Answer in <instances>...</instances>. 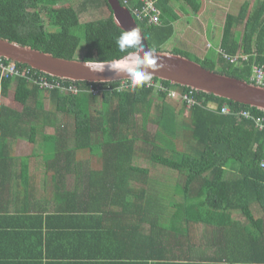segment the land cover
Returning <instances> with one entry per match:
<instances>
[{
	"label": "trees",
	"instance_id": "1",
	"mask_svg": "<svg viewBox=\"0 0 264 264\" xmlns=\"http://www.w3.org/2000/svg\"><path fill=\"white\" fill-rule=\"evenodd\" d=\"M119 1L131 11L145 6L144 0ZM64 2L69 1L0 0V39L67 61H76L83 40L85 53L82 62L109 61L124 55L116 44L122 30L114 20L108 0H81L76 6L59 7ZM169 2L170 0H162L157 4L158 9L163 11L160 27L150 26L148 20L141 21L136 18L149 47L156 48L157 53L162 52L161 48L174 36L169 18L173 10L171 7L165 10L161 6L162 3ZM102 9L108 10L107 17L88 23L82 22L84 14ZM44 18L48 23H45ZM177 18L176 15L173 16V20ZM236 24H244L242 34H238L237 38ZM223 36L225 51H221L225 55L234 58L243 54L248 55V59L233 63L223 54L214 61L198 57L193 59L191 54L180 50H173L171 53L190 58L206 70L255 83L252 80L254 67L264 66V0L257 1L246 22L240 17L229 15ZM16 66L20 70L30 69L51 81L75 83L83 91L79 94H68L59 89L46 90L21 77L0 83V96H8L11 87L15 86L14 97L23 106L20 111L0 102V152L4 150L5 142L9 138L28 137L29 143H36L37 135L45 132L48 127H54L57 132L64 129L63 136L57 140L56 136L45 134L44 142L55 140L57 146L65 149L62 155L57 154L46 160L51 167L55 168L60 163H82L79 155L90 152L92 155L99 154L97 162L119 165L125 169L127 165L136 164L139 155L144 153L139 148V143H143L149 147L144 156L151 164L168 167L186 179L184 185L175 182L174 186L165 188V195L182 198V201H178L179 204L176 205L175 219L167 220L164 225L169 227L161 224L154 226V229H159V233L162 231L168 235V239H164L166 243L161 242L164 246L159 244V247L163 246L162 250L128 255L121 253L119 257H115L117 261H97L99 263L96 264H264V235L255 233L254 230L262 228L264 224L253 215L255 207H260L264 212V167L261 166L264 163V131H259L253 120L244 119L237 114L244 109L260 117L264 116V112L213 93H205L155 77L153 79L161 82L163 88L148 87L146 83L135 90L128 87L95 95L89 91L91 85L116 87L121 80L106 84L64 80L34 71L26 65ZM173 90L180 93L192 91L197 103L188 108L181 101L180 111L176 108L177 112L176 109L172 112L168 104L174 101L179 105L180 102L171 97L170 92ZM155 94L159 95V101L155 100ZM46 96H49L53 104L49 111L45 106ZM156 103L161 107L159 118L156 119L159 129L150 138L145 129L146 121L150 120L151 109ZM211 104H216L217 108H212ZM226 104L232 108L233 113H222ZM185 112L187 117L183 116ZM141 117H144V124H141ZM70 129L72 134L66 135ZM4 160L5 157L0 154V163ZM84 162L93 161L87 159ZM137 173L140 172L133 169L122 171L125 177ZM128 184L126 187L116 185L115 188L105 186L94 191L88 188L83 195L92 198L138 195L139 189ZM57 193L58 191L51 197L54 201L58 200ZM160 194L164 195L161 192ZM78 198L79 193L76 191L73 200L70 199L73 203L57 201L56 206L65 210L58 208L55 213L47 214V219L44 218V212L27 216L34 223L40 222L42 227L48 226V220L52 216L66 217L67 221L75 220L77 225L69 222L62 228H70L75 232L81 229L85 239L94 234L93 240L97 245L113 243L110 235L117 237L128 233L129 227L107 232L101 220L94 223L92 216L86 215L92 214L91 206L78 203ZM235 212L240 213L246 221L233 219ZM86 218L88 220L81 223ZM186 222L211 228L212 238L207 241H211L212 247L217 250L211 253L168 250L167 244L171 242L180 245L181 240L172 239V235L177 232L179 225L181 229ZM36 241L49 252L45 255L42 249L34 257L51 260V264H56L57 261L50 259V252L55 249L48 243L44 245L43 236L37 237ZM252 243L260 245L261 250H256ZM227 245L238 249L229 250ZM200 254L202 259L198 260Z\"/></svg>",
	"mask_w": 264,
	"mask_h": 264
},
{
	"label": "crops",
	"instance_id": "2",
	"mask_svg": "<svg viewBox=\"0 0 264 264\" xmlns=\"http://www.w3.org/2000/svg\"><path fill=\"white\" fill-rule=\"evenodd\" d=\"M154 1L157 5L162 0ZM248 4L250 3L242 5V12L251 7ZM161 6L165 10L171 7L174 12H170L169 18L172 21L173 38L178 41L177 44L188 45L190 49L187 53L195 57L214 61L220 59V51L224 50L223 35L228 16L234 15L246 22L251 12V10L248 12L246 18L242 14H224L229 9L228 5L219 0H170L169 3H162ZM216 9L222 10V14H217ZM159 10L163 12L161 8ZM174 15L178 17L176 20H173ZM243 30L244 24H236V38ZM63 130L57 132L56 128L48 127L45 132L36 136V143H29L28 137L9 138L5 142L4 150L0 152L5 157L4 162L0 163V264H51V260L34 257L40 254L42 249L45 255L49 252L45 246L41 248L40 243L36 241L40 236L44 237V245L48 243L52 249H55L50 252V259L57 261L56 264H96L99 263L97 261H117L115 257H119L121 253L128 255L162 250L164 244L161 242L166 243L168 235L162 231L159 233V229H154V226L161 224L163 227H169L164 225L167 220L175 219L176 205L179 204L178 201H182V198L165 195L164 193L167 194L165 188L174 186L175 182L184 185L185 177L179 176L168 167L151 164L144 153L139 155L138 159H143L147 161L146 163L127 165L125 169L119 165L97 162L98 153L93 160L95 163L78 162L71 165L60 163L55 168L51 167L46 163L51 156L43 152L48 150L49 153L50 150L63 154L65 148L57 146L55 140L44 142V135L56 136L59 140L63 136L61 135ZM67 134H72V129ZM35 152L36 155L33 154ZM127 169L140 173L125 177L122 171ZM145 172L148 174H144ZM153 173L156 175L152 176ZM128 183L139 189L138 195H119V197L107 195L98 198L83 195L87 193L88 188L94 191L105 186L126 187ZM57 191V201L66 203H73V194L77 191L78 203L91 206L92 214L86 215L92 216L94 223L101 220L107 232L129 227L128 233L117 237L110 235L113 243L97 245L93 240L94 234H90L85 239L81 229L75 232L70 228H62L69 222L71 225H77L78 222L75 220L67 221L66 217L52 218V216L48 220V226L42 227L40 222L34 223L27 215L44 212V218L47 219V214L58 211L57 201L51 198ZM45 206L49 207L45 208ZM59 209L65 210L62 207ZM253 215L264 224V212L260 207L254 208ZM233 219L246 221L238 212H235ZM87 220L88 218L82 219L81 223ZM28 225L30 226L27 227ZM254 230L255 233L264 235V225ZM211 238V228L186 222L181 229L179 225L177 232L172 235V239L181 240L180 245L171 242L167 244V249L174 252L197 250L196 253L204 251L211 253L217 250L212 247L211 241H207ZM159 244L163 246L159 247ZM252 244L256 250H261L260 245ZM227 246L229 250L232 249L231 246ZM200 259L202 254L198 260Z\"/></svg>",
	"mask_w": 264,
	"mask_h": 264
},
{
	"label": "water",
	"instance_id": "3",
	"mask_svg": "<svg viewBox=\"0 0 264 264\" xmlns=\"http://www.w3.org/2000/svg\"><path fill=\"white\" fill-rule=\"evenodd\" d=\"M108 3L112 8L118 28L121 30L138 28L144 38L143 43L146 50L150 48L133 12L122 6L119 0H108ZM158 54H163L162 59L165 67L156 71L152 77L205 93H213L219 97L256 107L264 112L263 85L206 70L201 64L190 58L172 53L160 52ZM0 59L26 65L34 71L64 80L93 83H99L100 79L109 80V82L125 80V77L116 76L108 70L101 74H94L84 67V62L57 59L3 39H0Z\"/></svg>",
	"mask_w": 264,
	"mask_h": 264
},
{
	"label": "built area",
	"instance_id": "4",
	"mask_svg": "<svg viewBox=\"0 0 264 264\" xmlns=\"http://www.w3.org/2000/svg\"><path fill=\"white\" fill-rule=\"evenodd\" d=\"M128 3V1H126ZM145 6L141 8H136L132 12L134 16L141 20L145 21L148 20L150 26H161V12L158 9L154 0H144ZM210 47V46H208ZM220 54H223L224 57L228 58L231 62L235 63L238 60H247L248 55L240 54L234 58H230L229 56L225 55L224 52L220 51ZM25 78L29 81L30 84L39 85V87L52 90V89H59L64 93L68 94H79L83 91L79 85L75 83L67 84L65 81L55 80L51 81L47 77H43L41 75H37L33 73L30 69L27 70H20L15 63H7L3 59H0V83L2 84L5 80L13 79V78ZM252 80L260 85L264 86V66L256 65L254 67V72L252 76ZM147 86H154L158 88H163L162 83L152 79L147 82ZM130 87L128 80H121V83L113 87L111 85H91L89 91L95 95H102L105 92H113L115 90H124ZM171 97L177 98L178 100L184 102L188 108H191L197 103V100L192 95V91L186 93H180L175 90L170 92ZM212 108H217L216 104H211ZM223 114H231L232 108L229 105H224L222 108ZM240 117L248 120H253L255 122L256 128L259 131H264V116H254L250 111H240L237 113Z\"/></svg>",
	"mask_w": 264,
	"mask_h": 264
},
{
	"label": "clouds",
	"instance_id": "5",
	"mask_svg": "<svg viewBox=\"0 0 264 264\" xmlns=\"http://www.w3.org/2000/svg\"><path fill=\"white\" fill-rule=\"evenodd\" d=\"M143 40L138 28L122 30L116 44L124 55L109 61H85L84 67L94 74L111 71L116 76L125 77L132 89L142 88L156 71L165 67L163 54H158L154 47L146 50ZM98 82L106 84L109 80L100 79ZM261 166L264 167V163Z\"/></svg>",
	"mask_w": 264,
	"mask_h": 264
},
{
	"label": "rangeland",
	"instance_id": "6",
	"mask_svg": "<svg viewBox=\"0 0 264 264\" xmlns=\"http://www.w3.org/2000/svg\"><path fill=\"white\" fill-rule=\"evenodd\" d=\"M68 1L69 2L60 3L59 7H61V6H71V5H75L76 6L78 4V2L81 1V0H68ZM219 1H221L226 6L228 5L229 9H228V11L224 12V14H228V13H232V14H235V15H241L242 14V16L244 18H246L248 16V12L254 8V6L256 5L258 0H219ZM259 1H261V0H259ZM247 2L250 3L248 5H251V7L249 9H245L244 10L245 12H242L241 7H242V5L244 3H247ZM216 11H217V14H220V15L222 14V10L216 9ZM108 15H109V12H108L107 9H102L101 11H91V12H88L87 14H84L82 22H85V23L87 22L88 23V22L96 21V20H98L100 18L107 17ZM44 21H45V23H48V20L45 19V18H44ZM177 42L178 41L175 38H173L171 41L166 43L161 48L162 52L163 53H171L175 49L180 50V51H182L184 53L189 51L190 48H189L188 45H186V44H177ZM84 53H85V42L83 40L82 44H81V47L79 49V53H78V55L76 57V61L82 62ZM190 57L193 58V59H196V57L194 55H191ZM14 92H15V86H12L8 96H3V95L0 96V102H3L5 104H7V105H10L11 107H14L16 109H20V111H21L23 106H22L21 103L16 101V99L14 97ZM158 96H159L158 94H155V100L156 101H159L158 98H157ZM175 100L180 101L177 98H175ZM44 101H45V106H46L47 111H49V109L53 108V104L51 103L49 96H46ZM168 106H169V109H171L172 112L176 108L177 109L179 108V111H180V109L182 108L181 107L182 106V102L180 101L179 105H178V104H176V102L172 101V102H170L168 104ZM177 109H176V112H177ZM160 113H161V107L160 106L158 107L157 103H156L151 109L150 116H149L150 120L146 121L147 126L145 127V129H146L147 134L149 135L150 138L154 137V135H156V133L158 132L159 124L157 123L156 119L159 118ZM187 115L188 114L186 112L183 114V116H185V117H187ZM141 124H144V117H141ZM61 130H63V129H61ZM61 133L64 134V130ZM63 134H61V135H63ZM39 145H41V144H39ZM139 148L142 149L141 151H144V153H148V151H149V147L147 145H144L143 143H139ZM43 153L47 154V156H51V157L56 156L57 154L58 155H62V154H59L58 151H50V150H49V153H48V150L46 152H43ZM33 154L36 155V152L33 153ZM96 155H97V153H95L94 155H92V153H90V152L81 153L79 155V160L82 161L83 163H86L84 161H86L87 159H90V161H93V160H95V158H96L95 156ZM140 162L141 163L142 162L146 163L147 161H144L143 159H138L137 163H140ZM153 175H156V173H153L152 176ZM157 175H159V174H157Z\"/></svg>",
	"mask_w": 264,
	"mask_h": 264
}]
</instances>
